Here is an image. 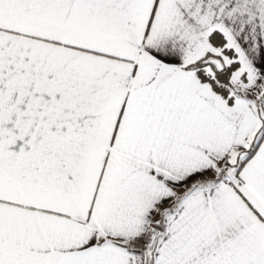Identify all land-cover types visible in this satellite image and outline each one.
Wrapping results in <instances>:
<instances>
[{"label":"snow or ice","instance_id":"6c2138e0","mask_svg":"<svg viewBox=\"0 0 264 264\" xmlns=\"http://www.w3.org/2000/svg\"><path fill=\"white\" fill-rule=\"evenodd\" d=\"M0 264H264V0H0Z\"/></svg>","mask_w":264,"mask_h":264}]
</instances>
